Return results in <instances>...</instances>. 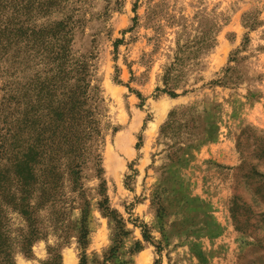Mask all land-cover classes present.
Here are the masks:
<instances>
[{
    "label": "rangeland",
    "instance_id": "rangeland-1",
    "mask_svg": "<svg viewBox=\"0 0 264 264\" xmlns=\"http://www.w3.org/2000/svg\"><path fill=\"white\" fill-rule=\"evenodd\" d=\"M142 254L264 264V0H0V264Z\"/></svg>",
    "mask_w": 264,
    "mask_h": 264
},
{
    "label": "bare ground",
    "instance_id": "bare-ground-1",
    "mask_svg": "<svg viewBox=\"0 0 264 264\" xmlns=\"http://www.w3.org/2000/svg\"><path fill=\"white\" fill-rule=\"evenodd\" d=\"M147 254V253H146ZM146 254H142L139 258L138 264H143L145 263V259H146ZM137 261V260H136Z\"/></svg>",
    "mask_w": 264,
    "mask_h": 264
}]
</instances>
